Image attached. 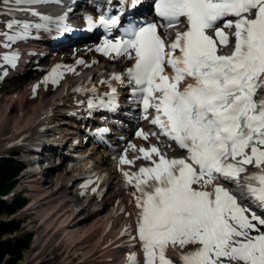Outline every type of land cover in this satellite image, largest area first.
Wrapping results in <instances>:
<instances>
[{
    "label": "snow or ice",
    "instance_id": "1",
    "mask_svg": "<svg viewBox=\"0 0 264 264\" xmlns=\"http://www.w3.org/2000/svg\"><path fill=\"white\" fill-rule=\"evenodd\" d=\"M38 2L44 0L0 5ZM117 2L135 8L139 0ZM154 6L165 31L175 29L174 37H163L156 23L130 25L123 37L98 49L134 61L111 80L127 81L130 99L157 128L136 135L155 137L158 144L138 148L134 159L119 158L122 165L149 161L123 173L136 189L132 239L141 244L144 264H264V214L249 206L264 213V0H154ZM18 10L52 20L35 8ZM64 19L57 18V30ZM86 20L105 29L120 23L119 16ZM4 26L8 31L0 38L7 41L23 38L30 28H47L18 18ZM169 69L171 76L165 74ZM59 75L54 68L53 83ZM101 83L108 84L111 99L99 106L111 107L117 89ZM82 90L96 91L76 89ZM95 106L87 102L89 109ZM160 142L181 155L169 156ZM225 183L243 188L249 204H241ZM169 248L176 250L175 259L167 255ZM127 260L139 264L135 252Z\"/></svg>",
    "mask_w": 264,
    "mask_h": 264
},
{
    "label": "bare ground",
    "instance_id": "2",
    "mask_svg": "<svg viewBox=\"0 0 264 264\" xmlns=\"http://www.w3.org/2000/svg\"><path fill=\"white\" fill-rule=\"evenodd\" d=\"M59 2L62 6L68 5L67 0ZM55 5L51 0L31 5H0L3 9L0 11V32L8 31L4 26L12 18L8 15L32 24L47 25L46 29L30 28L26 36L13 41L0 38V69H5L0 70V83L10 84L8 93L21 89V83L11 84L20 78L22 81L29 75L36 79L19 92L26 98L25 103L36 99L28 112H22L19 99L9 95L5 96L2 107L5 111L0 117V152L20 147L28 163V171L19 179L17 190L28 193L31 200L18 214L26 218L24 229L33 235V246L19 264H50L40 260L48 249L62 250L60 255L64 258L59 264H129L127 256L131 252H135L139 264H144L141 244L132 239L136 235L138 212L133 196L136 189L127 183L123 173L136 172L140 164H149V161L137 159L134 165H122L119 158L126 154L128 159H134L140 155L138 148H148L158 141L155 137L144 140L136 135L138 129L146 133L156 130L150 127L144 114L135 124L133 107L136 104L130 99L127 81L120 84L111 80L113 74H125L134 61L97 55L99 43L95 37L81 41L72 39L67 33L64 34L65 42L59 43L53 31L56 28L53 20H41L18 10L35 8L42 15L53 18V11L58 7ZM80 20L82 18L77 17L72 23L78 24ZM161 34L165 38L174 37L175 29L165 31L162 28ZM37 39H45L47 48L51 49L46 63L43 62L46 60L45 47L36 42ZM84 42L87 46H78ZM91 54L92 60L85 61ZM54 68L60 74L56 83L51 79ZM46 77H49L47 81ZM101 81H109L117 89L115 109L111 113L116 121L114 125L110 124L111 119L103 122L104 117L93 114L101 100L111 99L108 84ZM93 86L95 92L76 91ZM89 100L96 105L92 109L87 107ZM134 126L136 129H129ZM109 130L110 134L102 133ZM86 137L97 141L84 144ZM159 146L169 156H177L163 142ZM43 147L56 153L55 160L66 162L53 167L49 179L41 172L43 160L29 164L31 159L27 158L32 150ZM69 148L75 158H65V150ZM57 237L56 245L51 246ZM167 255L175 259L176 250L169 248ZM54 260L52 258L51 263Z\"/></svg>",
    "mask_w": 264,
    "mask_h": 264
},
{
    "label": "trees",
    "instance_id": "3",
    "mask_svg": "<svg viewBox=\"0 0 264 264\" xmlns=\"http://www.w3.org/2000/svg\"><path fill=\"white\" fill-rule=\"evenodd\" d=\"M22 166L16 153L7 157L0 155V217H5L0 220V264H18L31 246L30 236L20 233L21 223L15 218L9 219L23 209L27 201L22 195L7 200Z\"/></svg>",
    "mask_w": 264,
    "mask_h": 264
},
{
    "label": "rangeland",
    "instance_id": "4",
    "mask_svg": "<svg viewBox=\"0 0 264 264\" xmlns=\"http://www.w3.org/2000/svg\"><path fill=\"white\" fill-rule=\"evenodd\" d=\"M59 41H62V40H59ZM83 45H85V46H87L86 44H83ZM83 45H79V46H83ZM85 46H83V47H85ZM45 50V49H44ZM50 49H46V54H44V57L46 58V60H44L43 62H47L49 59H48V57H49V54H50ZM87 58H85V61H88V60H92V54L91 55H88V56H86ZM88 59V60H87ZM43 65V64H42ZM4 67H1V69L0 70H5V69H3ZM2 71H0V73L2 72ZM18 71V70H17ZM12 72V71H11ZM15 72H16V70H15ZM16 80V79H15ZM36 79H34L33 77L31 78L29 75H26V76H24V78H23V80L21 81V78H20V80H18L17 82H13V83H11V84H14V83H21L22 84V87H20L21 89H23V88H25V87H27V84H29L30 82H33V81H35ZM20 81V82H19ZM10 83V82H9ZM9 85L10 84H8V82H6V83H0V117L3 115V113H4V111L5 110H3V105H4V99H5V96H9V95H12V97L13 98H15V97H17L18 99H19V104L20 105H22L21 106V108L23 109V111L22 112H28V108L29 107H31L32 105H34L36 102V99L35 98H33V99H31L29 102H27V103H25V100H26V98H24V97H22L21 96V94H19V92H23V91H21V89L20 90H15V92L13 93V94H9L8 93V87H9ZM26 97V96H25ZM53 140H55L54 138H52ZM106 139V137L103 139V140H105ZM64 144V143H63ZM65 145V144H64ZM20 149H22V148H20V147H14V148H11L10 150H5V151H3V150H1L2 152H0V155H6V156H11L12 154H14V153H16V152H19V150ZM25 150V149H24ZM44 158V161H43V165H45V163L47 162V163H52L53 161H55V159L54 158H47L46 156H43ZM18 158L21 160L22 159V155H19L18 156ZM45 176L49 179V178H51L52 177V170H46L45 171ZM18 183L16 184V186H15V188L11 191V193H10V195L8 196V198H7V200H11L14 196H16V195H23V197H25V199L27 200V202L29 203L30 202V200H31V198L28 196V193H26V192H22V191H18L17 189H18ZM24 209V208H23ZM23 209H21V210H23ZM21 210L18 212V213H20L21 212ZM16 214L14 217H15V219L19 222V223H21V230H20V233L21 234H23V235H28V236H30V238H31V246H30V249L28 250V251H26V252H24L23 253V257L25 256V254L26 253H28L30 250H31V248H32V246H33V235L31 234V233H29V232H26L25 231V229H24V223H25V221H26V218L25 217H21L20 216V214ZM0 220H5V217H0ZM35 220V223L37 222V220L36 219H34ZM262 230H264V229H262ZM7 237H9V236H7ZM58 241V237L55 239V241L51 244V246H55L56 245V242ZM48 252V253H47ZM61 252H62V250H60V249H58L57 251L56 250H54V251H52L51 249H48L45 253H47V254H43L44 256L40 259V260H42V262H46L47 261V263H49L50 262V264H59L60 263V261H61V259L62 258H64L63 257V255H60L61 254ZM51 253V254H50ZM60 255V256H55V255ZM49 255V256H48ZM52 255V256H51ZM45 258V259H44ZM49 258V259H48ZM52 258H55L56 260H54L52 263H51V259ZM23 259V258H22ZM22 259L19 261V262H21L22 261ZM19 262H18V264H19Z\"/></svg>",
    "mask_w": 264,
    "mask_h": 264
},
{
    "label": "water",
    "instance_id": "5",
    "mask_svg": "<svg viewBox=\"0 0 264 264\" xmlns=\"http://www.w3.org/2000/svg\"><path fill=\"white\" fill-rule=\"evenodd\" d=\"M13 218H15V217H11V218H9V219H13Z\"/></svg>",
    "mask_w": 264,
    "mask_h": 264
}]
</instances>
